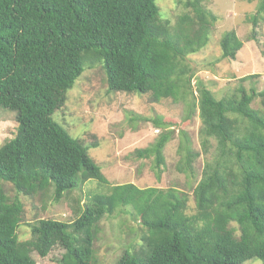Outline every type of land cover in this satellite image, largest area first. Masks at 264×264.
Instances as JSON below:
<instances>
[{
    "label": "trees",
    "instance_id": "obj_1",
    "mask_svg": "<svg viewBox=\"0 0 264 264\" xmlns=\"http://www.w3.org/2000/svg\"><path fill=\"white\" fill-rule=\"evenodd\" d=\"M185 6L190 9L173 24L156 0H0V109L14 112L18 123L16 135L0 146V179L24 195L53 188L56 200L77 190L82 179L108 186L107 193L83 204L77 199L72 222L29 223L26 240L17 237L24 221L19 196L0 198V264H37L34 253L46 257L58 246L64 249L59 264H100V221L127 211L148 235L141 250L115 264L264 263V113L252 105L257 97L264 103V90L239 87L217 98L197 82L201 145L208 153L214 138L217 146L193 190L195 212L189 214V195L176 187L108 184L89 156L97 142L86 144L53 119L85 68L97 64L110 93L149 94L154 102L193 95L189 56L207 45L218 17L203 0H187ZM262 19L264 0L250 18L255 41ZM220 45L223 59H236L244 42L231 30ZM195 108L196 102L188 118ZM141 118L161 131L135 154L152 157L160 177L173 121ZM180 137L177 169L194 175L201 152L186 130Z\"/></svg>",
    "mask_w": 264,
    "mask_h": 264
},
{
    "label": "rangeland",
    "instance_id": "obj_2",
    "mask_svg": "<svg viewBox=\"0 0 264 264\" xmlns=\"http://www.w3.org/2000/svg\"><path fill=\"white\" fill-rule=\"evenodd\" d=\"M187 0H156L162 14L175 24L178 17L190 8ZM260 0H203L206 9L217 15L207 45L189 56L194 69L192 80L193 95L171 97L154 102L149 94L108 92L104 69L100 64L86 67L74 88L67 94L66 104L53 114V119L64 125L72 136L82 139L86 144L97 142L98 146L89 149V156L101 167L108 179V184L134 183L139 187H176L189 195L187 214L195 212L193 190L202 178L204 164L215 153L217 141L212 138V147L208 153L201 145L199 99L197 82L203 81L217 98L229 96L239 87L250 91L255 88L264 90V19L257 28L258 41L252 39V14L257 11ZM235 30L244 42L236 59L222 58L221 38L224 33ZM256 74L255 78L247 75ZM196 102V108H189ZM253 107L264 113L261 97L253 102ZM164 116L172 122L174 133L167 143L164 154L166 163L158 177L154 169L153 158H140L135 150L149 146L160 133L150 120ZM16 114L7 109H0V146L17 133ZM186 130L192 146L201 155L196 160L195 174L182 173L177 169L181 154L178 150L180 130ZM45 192V191H44ZM38 191L34 195L19 194L14 186L0 179V198L4 202L16 196L24 205V221L17 230V237L26 240L31 236L30 224L38 219H54L72 222L78 209L77 199L81 204L88 197L108 192V186L97 179L83 180L77 190L56 200L54 189L46 193ZM83 205H81L82 207ZM148 231L132 218L131 212L107 216L100 221L99 234L95 241L96 255L100 264H115L125 253L133 254L142 249ZM64 249L54 248L46 257L33 254L37 264H59ZM244 264H264L259 259L246 261Z\"/></svg>",
    "mask_w": 264,
    "mask_h": 264
},
{
    "label": "built area",
    "instance_id": "obj_3",
    "mask_svg": "<svg viewBox=\"0 0 264 264\" xmlns=\"http://www.w3.org/2000/svg\"><path fill=\"white\" fill-rule=\"evenodd\" d=\"M157 131L159 132V129H157Z\"/></svg>",
    "mask_w": 264,
    "mask_h": 264
}]
</instances>
